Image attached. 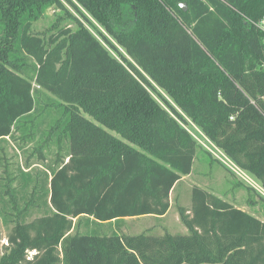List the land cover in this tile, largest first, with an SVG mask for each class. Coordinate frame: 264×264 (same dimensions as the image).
Segmentation results:
<instances>
[{
    "label": "trees",
    "instance_id": "1",
    "mask_svg": "<svg viewBox=\"0 0 264 264\" xmlns=\"http://www.w3.org/2000/svg\"><path fill=\"white\" fill-rule=\"evenodd\" d=\"M55 5L84 21L33 32ZM189 119L264 189V0H0V264H264V221L197 184L187 233L121 230L169 211Z\"/></svg>",
    "mask_w": 264,
    "mask_h": 264
},
{
    "label": "rangeland",
    "instance_id": "2",
    "mask_svg": "<svg viewBox=\"0 0 264 264\" xmlns=\"http://www.w3.org/2000/svg\"><path fill=\"white\" fill-rule=\"evenodd\" d=\"M67 7L68 10H64L58 7L57 5L51 6L45 12L44 16L35 23L33 32L46 37L51 32H57V30L60 27L63 26L76 27L77 19H78L77 17H80L81 20H83V18L82 16H78L79 14L76 12L74 8L68 5ZM96 24L101 30L105 31L102 26H100L98 23ZM110 38L114 40L113 37L110 36ZM121 49L124 50L123 48ZM163 93L164 95H166V97L169 100H172L171 97L168 96L164 91ZM83 114L89 119H93L87 113H83ZM189 121L190 124H188V127L191 133L199 141L205 143L203 144L200 142L205 149H208L210 153H207V151H205L204 148L198 151V155L194 163V168H195L194 174L181 179L177 183L176 187L171 192V198H170L171 207L163 218L160 217L157 218L155 216H149V215H143L139 217H128L125 219V222L122 226L121 230L123 232L128 234H137L141 232H151L155 234L187 233L188 229L183 223L180 210L181 207H184L186 209H189L191 207V189L193 185L198 184L200 181L204 182V185L202 184L203 187H208V186L211 187L216 195L226 198L231 202L238 203L244 209L251 210L253 213L259 214L260 217L264 218V213H263L264 205L260 203H257L254 206L245 204V199L247 197L249 198L250 195L253 194L249 192L245 187H241L239 185L238 182L239 180H237V178H236L237 186L236 187L232 186V184L229 183L230 181H232V177L230 176V173L221 163H219V161L216 162L215 160H213L211 156L215 155L216 158L219 157L220 159L219 158L218 159L224 160L223 162L228 166L230 161L224 159L222 155L221 158V156L218 153V150L211 146L208 139L201 134L199 128L196 125H194L190 119ZM12 148L13 150H15L14 146H12L10 148V151H13ZM37 167L42 168V166H37ZM240 178L246 181L247 183H249L250 185L251 184L253 186L255 185V183L253 182L255 181L254 177L250 173H246V176H244L243 174L242 176H240ZM256 197L257 196L255 195L254 198ZM257 199L259 198L257 197ZM81 229L83 230V227ZM8 233H9V228L4 224L2 217L0 215V257L5 252V247L8 244Z\"/></svg>",
    "mask_w": 264,
    "mask_h": 264
},
{
    "label": "crops",
    "instance_id": "3",
    "mask_svg": "<svg viewBox=\"0 0 264 264\" xmlns=\"http://www.w3.org/2000/svg\"><path fill=\"white\" fill-rule=\"evenodd\" d=\"M208 141H209V140H208ZM209 143H210V144H213L211 141H209ZM217 150H218V153H219L220 156L222 155L224 159L230 161L229 166H230L231 169H233L232 166H234L235 164L230 160V158H229L225 153H223L220 149L217 148ZM222 156H221V158H222ZM215 157H216V156L214 155V157H212V158L214 159ZM217 157H218V156H217ZM218 158H219V157H218ZM219 159H220V158H219ZM206 160H207V159H206ZM226 160H225V161H226ZM195 161H196V160H195ZM215 161L217 162V160H215ZM223 161H224V160L221 159L219 163H221V162L224 163ZM194 163H195V162H194ZM231 164H232V166H231ZM227 171L230 173V176L232 177V181H230V182L227 181V182L231 183L232 186L236 187V186H237V183H236V182H237V180H239V181H238V182H239V185H240L241 187H245V186H243L242 183H240V182H243V181H244V180H242V179L240 178V176H242V175H239V173L233 174V173H231L229 170H227ZM194 172H195V168H194V166H193V170H192V172H191L190 174H188V175L183 176L182 179L185 178V177H187V176H191L192 174H194ZM200 172H201V171H200ZM201 173H202V172H201ZM201 173H200V174H201ZM246 173H247V172H244V171H243L244 176H246ZM202 174H203V173H202ZM251 175H252V174H251ZM252 176H253V175H252ZM253 177H254V176H253ZM236 178H237V180H236ZM214 180H215V179H214ZM251 180H252V179H251ZM254 180H255V181H253V180H252V181L255 183L256 186H255V185L253 186L252 184H251V185H252L253 187H255L260 193H262V194L264 195V189L262 188L260 181H259L258 179H256L255 177H254ZM244 182H245V181H244ZM202 184L204 185V182H203V181H200L197 185L202 186ZM211 185H213V184H211ZM207 186H208V185H207ZM213 186H215V185H213ZM205 188H207V189L209 188L208 190L211 189L210 191H212L213 193H215V192L212 190L211 187L208 186V187H205ZM245 188H246V187H245ZM251 193H252L253 195H250V197L253 196V198H254V196H255L256 194H255L254 192H251ZM256 196H257V195H256ZM257 197H258V196H257ZM257 197H256V198H257ZM248 201H249V198L247 197V198L245 199V204L248 205V204H249ZM237 204H238V203H237ZM240 208L243 209V210H246V211H248V212H252L251 210L244 209L242 206H240ZM252 213H253V212H252ZM263 213H264V212H263ZM254 214H256V213H254ZM165 215H166V214H165ZM165 215H163V216L149 215V216H155V217H157V218H158V217L163 218ZM256 215H257L260 219H262V220L264 221V218L260 217L259 214H256ZM184 225H185V224H184ZM185 226H186V225H185ZM137 234H139V233H137Z\"/></svg>",
    "mask_w": 264,
    "mask_h": 264
},
{
    "label": "built area",
    "instance_id": "4",
    "mask_svg": "<svg viewBox=\"0 0 264 264\" xmlns=\"http://www.w3.org/2000/svg\"><path fill=\"white\" fill-rule=\"evenodd\" d=\"M200 142L203 143L202 141H200ZM203 144H205V143H203ZM211 146L214 148V145L213 144H211ZM215 149H217V148L215 147ZM232 167H233L234 171H236L237 173L243 175V171L240 168H238L236 165H234Z\"/></svg>",
    "mask_w": 264,
    "mask_h": 264
},
{
    "label": "water",
    "instance_id": "5",
    "mask_svg": "<svg viewBox=\"0 0 264 264\" xmlns=\"http://www.w3.org/2000/svg\"><path fill=\"white\" fill-rule=\"evenodd\" d=\"M181 5H182V7H183L185 10H187V4H186V3H182Z\"/></svg>",
    "mask_w": 264,
    "mask_h": 264
}]
</instances>
